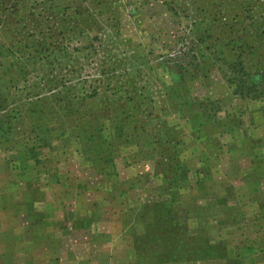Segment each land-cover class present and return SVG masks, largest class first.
<instances>
[{
	"label": "rangeland",
	"instance_id": "374dc122",
	"mask_svg": "<svg viewBox=\"0 0 264 264\" xmlns=\"http://www.w3.org/2000/svg\"><path fill=\"white\" fill-rule=\"evenodd\" d=\"M0 264H264V0H0Z\"/></svg>",
	"mask_w": 264,
	"mask_h": 264
},
{
	"label": "trees",
	"instance_id": "16d2710c",
	"mask_svg": "<svg viewBox=\"0 0 264 264\" xmlns=\"http://www.w3.org/2000/svg\"><path fill=\"white\" fill-rule=\"evenodd\" d=\"M240 71L243 73L244 72V69H243V67L241 66V69H240Z\"/></svg>",
	"mask_w": 264,
	"mask_h": 264
}]
</instances>
